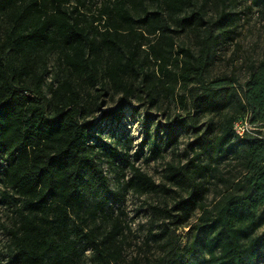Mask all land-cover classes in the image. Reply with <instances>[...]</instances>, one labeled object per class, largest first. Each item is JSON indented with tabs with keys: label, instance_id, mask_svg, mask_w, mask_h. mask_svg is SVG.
Returning <instances> with one entry per match:
<instances>
[{
	"label": "trees",
	"instance_id": "obj_1",
	"mask_svg": "<svg viewBox=\"0 0 264 264\" xmlns=\"http://www.w3.org/2000/svg\"><path fill=\"white\" fill-rule=\"evenodd\" d=\"M210 1L0 0V204L11 213V223L1 225L6 264H76L86 251L84 264H120L129 228L120 218L125 195L169 190L176 195L170 206L151 205L163 221L148 236L171 240L170 224L187 227L190 240L145 264H264V52L249 61L243 82H207L218 45L234 40L236 13L227 8L237 0H213L215 10ZM246 1L262 11L264 0ZM180 33L191 35L195 50L175 45ZM143 45L154 71L140 59ZM177 86L190 91L191 115L154 130L146 116L140 148L155 157L176 146L185 129L194 135L191 156L168 162L158 184L129 160V139L107 141L87 117L100 111L107 90L124 98L138 90L155 102ZM178 99L184 105L186 94ZM209 113L216 117L203 127L200 118ZM101 116L120 117L108 110ZM237 121L251 129L239 135ZM220 161L234 162V173L219 174ZM209 177L220 184L208 204ZM189 254L204 258L187 262Z\"/></svg>",
	"mask_w": 264,
	"mask_h": 264
},
{
	"label": "rangeland",
	"instance_id": "obj_2",
	"mask_svg": "<svg viewBox=\"0 0 264 264\" xmlns=\"http://www.w3.org/2000/svg\"><path fill=\"white\" fill-rule=\"evenodd\" d=\"M211 2V9L215 10L213 0ZM234 11L235 14V35L234 40L228 44H219L213 61L209 69L205 73V80L207 82H213L219 78L236 76L238 83L243 82L246 77V70L250 60L259 58L264 52V6L261 10L257 11V7L252 6L249 1H235L229 3V8ZM174 36V35H173ZM175 45L191 47L195 50V42L189 33H180L174 36ZM142 51H139L140 59L143 61L144 66L149 70H156L157 63L151 56H147V45L141 47ZM175 56V55H174ZM180 60L183 58L182 54L179 55ZM53 59V57H51ZM56 63L52 60L51 65ZM170 65V68H172ZM179 67V66H178ZM175 69V68H174ZM178 70V68L176 69ZM238 83H234V87L239 89ZM94 89L90 90V93H94ZM186 94V100L184 105H181L178 101L180 94ZM226 93V92H225ZM105 100L104 105L100 111L96 113H90L87 117L92 119L101 128V136L109 142L113 140L129 139V160L139 167L144 173L152 177L156 183L165 182L164 168L170 161L177 163L181 161L185 162L191 155H186L188 152V143L194 140V135L191 131H185L182 129L179 133V141L176 146H168L161 151V154L150 158V153L146 147L141 146L143 140V121L146 116L149 121V127L154 130L158 126L162 127L167 124L177 123L181 120H185L191 115V95L190 91L182 89L180 86L176 87L173 94H161L155 102H151L144 96V92L138 91L133 97L124 98L121 94L112 95L110 90H107L105 95L102 96ZM117 112L120 117L118 120L103 119L101 112L103 111ZM216 117L215 113L203 114L200 118V123L204 127L207 122ZM237 124L236 129L242 128L251 129L247 121L235 122ZM234 123V124H235ZM234 163V162H233ZM233 163L227 161H220L217 163V172L229 177L231 173H234L235 167ZM104 169L107 175L110 177V185L116 188L115 178L113 172L108 171L106 164ZM130 176L128 168L124 171V178ZM209 189L206 202L209 204L213 199V195L216 192L217 179L215 177H209ZM167 184V183H166ZM168 185V184H167ZM170 187V185H168ZM184 191H182V194ZM176 195L170 190L164 194L163 192L138 194L128 191L125 195L124 202L120 207L123 213L120 214V218L123 222H126L129 227L125 230L123 243L121 245L122 258L120 264H130L133 259H137L140 264H145L146 258L150 260L156 258L158 255L166 254L167 250L172 248L181 249L184 245L188 244L190 235L187 232V227H173L169 226L173 230L169 232L171 240H165L158 238L153 239L148 236L149 232L158 233L162 229L161 222L163 218L160 215L153 214L151 205H164L172 204ZM197 211L192 214V220L197 215ZM168 222V219H165ZM11 223V213L0 204V264H6L5 259V243L6 235L1 225L8 226ZM191 256V257H190ZM88 251L84 253V256L76 264H84L88 261ZM200 260V254L192 256L191 254L186 256V261L189 259Z\"/></svg>",
	"mask_w": 264,
	"mask_h": 264
},
{
	"label": "built area",
	"instance_id": "obj_3",
	"mask_svg": "<svg viewBox=\"0 0 264 264\" xmlns=\"http://www.w3.org/2000/svg\"><path fill=\"white\" fill-rule=\"evenodd\" d=\"M236 126H237V124L235 123V124L233 125V129H234V131H235L236 133H238L239 135H242L243 128H242L241 130H237V129H236Z\"/></svg>",
	"mask_w": 264,
	"mask_h": 264
}]
</instances>
